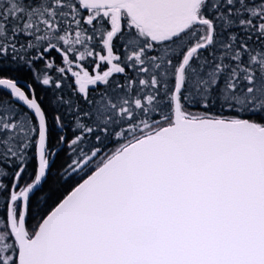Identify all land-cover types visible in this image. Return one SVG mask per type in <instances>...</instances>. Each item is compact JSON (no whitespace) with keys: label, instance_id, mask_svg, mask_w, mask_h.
<instances>
[{"label":"snow or ice","instance_id":"obj_1","mask_svg":"<svg viewBox=\"0 0 264 264\" xmlns=\"http://www.w3.org/2000/svg\"><path fill=\"white\" fill-rule=\"evenodd\" d=\"M0 264H264V0H0Z\"/></svg>","mask_w":264,"mask_h":264},{"label":"trees","instance_id":"obj_2","mask_svg":"<svg viewBox=\"0 0 264 264\" xmlns=\"http://www.w3.org/2000/svg\"><path fill=\"white\" fill-rule=\"evenodd\" d=\"M23 78L26 81H31L32 80L31 74H28V73L24 74V77ZM33 86L36 88V92H37L38 97H40L43 100L44 105L46 107L51 108V106H52L51 103H50L51 101L43 93V91L41 90L39 84L34 83ZM63 156L64 155L61 154V156L59 158H57V160L55 161V165H54V169H53V176L50 177V179L48 181V184L45 186V190H47V187H50V186H52L54 184L55 169L56 168H59L60 165L62 164ZM34 164H35V161L33 160L32 161V165L34 166ZM63 194L66 195L67 192H64ZM55 199H56V197H53V200H55ZM49 203L51 204L52 201H49ZM40 208H44V199L43 198H40V200H39V207H37V201L34 199L33 200V211L34 212H39L40 211ZM45 210L47 211V209H45ZM39 219H40L39 216H37L35 219H32L30 221V225L36 224Z\"/></svg>","mask_w":264,"mask_h":264},{"label":"rangeland","instance_id":"obj_3","mask_svg":"<svg viewBox=\"0 0 264 264\" xmlns=\"http://www.w3.org/2000/svg\"><path fill=\"white\" fill-rule=\"evenodd\" d=\"M39 86H40L41 90L43 91V93L46 95V97H47L50 101H52V99H53V94H54V93H53V90L50 89L48 86H43V85H39ZM65 159H66V157L63 156L62 163H64Z\"/></svg>","mask_w":264,"mask_h":264},{"label":"water","instance_id":"obj_4","mask_svg":"<svg viewBox=\"0 0 264 264\" xmlns=\"http://www.w3.org/2000/svg\"><path fill=\"white\" fill-rule=\"evenodd\" d=\"M26 80L24 78L21 79V84H24ZM67 195V194H66Z\"/></svg>","mask_w":264,"mask_h":264}]
</instances>
